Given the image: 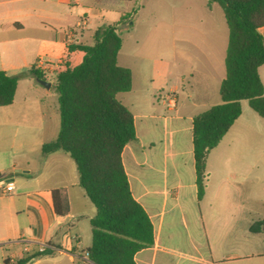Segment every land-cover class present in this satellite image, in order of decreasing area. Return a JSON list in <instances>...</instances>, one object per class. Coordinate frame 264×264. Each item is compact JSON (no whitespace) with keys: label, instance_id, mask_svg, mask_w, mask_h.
I'll return each mask as SVG.
<instances>
[{"label":"crops","instance_id":"0c3cea01","mask_svg":"<svg viewBox=\"0 0 264 264\" xmlns=\"http://www.w3.org/2000/svg\"><path fill=\"white\" fill-rule=\"evenodd\" d=\"M214 4L202 0L197 26L189 27L188 41L205 39L210 51L183 55V94L169 79L161 94L159 77L171 74L167 62L152 56L133 67L118 54V63L132 72L125 105L136 128L122 160L132 195L154 230L153 244L135 254V264H264V232L251 231L264 218V118L248 102L242 101V114L210 152L205 191L198 195L193 119L222 102L226 76L229 28L223 10V20L213 14ZM125 7L122 0H0V55H33L0 64L8 75H20L13 103L0 107V264L35 255L32 264L87 260L96 207L70 154L42 150L57 139L61 116L57 89L52 92L57 72L38 61L65 59L77 66L85 52L69 46L93 44L106 25L131 24L130 12L118 10ZM259 31L264 39V26ZM34 65L50 86L30 73ZM22 82L27 93L20 92ZM10 182L14 189L6 193Z\"/></svg>","mask_w":264,"mask_h":264},{"label":"trees","instance_id":"16d2710c","mask_svg":"<svg viewBox=\"0 0 264 264\" xmlns=\"http://www.w3.org/2000/svg\"><path fill=\"white\" fill-rule=\"evenodd\" d=\"M222 8L229 28L226 76L220 86L222 102L193 119V143L198 195L205 191L207 160L247 101L264 118V0H210ZM119 23L95 32L94 43H75L70 51L85 52L80 64L56 75L61 125L57 139L43 145V152L64 150L76 162L80 185L96 207L90 220L92 244L84 264H135V254L153 244V225L134 198L122 153L136 139L134 115L118 98L132 88V72L118 63L123 40ZM30 73L45 80L34 65ZM20 75L0 70V107L13 103ZM258 227L264 232V218ZM43 255L40 253V256ZM37 255L4 264H27Z\"/></svg>","mask_w":264,"mask_h":264},{"label":"rangeland","instance_id":"374dc122","mask_svg":"<svg viewBox=\"0 0 264 264\" xmlns=\"http://www.w3.org/2000/svg\"><path fill=\"white\" fill-rule=\"evenodd\" d=\"M122 3L126 9L118 10L130 12L131 24L125 23L118 29L123 40L120 62L135 67L142 65L145 58L152 56L167 62L171 74L166 79L163 74L159 77L164 80V93L161 94H166L170 86L167 79L178 84L179 94H183L182 91L187 85L186 77L183 78L186 76V58L183 55H207L210 51V43L205 39L202 38L204 41L201 39L198 44H194L188 41L187 36L189 27L195 30L193 26H197L202 0H122ZM213 14L219 15L223 20V12L218 4H214ZM86 40L93 42L89 38ZM20 57L22 62L23 57L29 60L33 55H0V64L17 63L16 60ZM261 74L264 79V68L261 69ZM27 84H20L21 93H27ZM53 91H56L55 86ZM129 95L127 92H121L118 98L125 104ZM213 163H216V160H213Z\"/></svg>","mask_w":264,"mask_h":264},{"label":"built area","instance_id":"2783aa9c","mask_svg":"<svg viewBox=\"0 0 264 264\" xmlns=\"http://www.w3.org/2000/svg\"><path fill=\"white\" fill-rule=\"evenodd\" d=\"M39 66L43 67L45 70H49V71H53V72H60L62 71L64 68H66V63L67 61L65 59H61L55 62H51V61H46V60H39L38 61ZM14 189V185L12 182L8 183L5 187V192L9 193L11 191H13ZM45 250V248H41V252H43Z\"/></svg>","mask_w":264,"mask_h":264},{"label":"water","instance_id":"95a60500","mask_svg":"<svg viewBox=\"0 0 264 264\" xmlns=\"http://www.w3.org/2000/svg\"><path fill=\"white\" fill-rule=\"evenodd\" d=\"M38 81H39L42 85H45L46 87L50 86V83L47 82L46 80L38 79Z\"/></svg>","mask_w":264,"mask_h":264}]
</instances>
